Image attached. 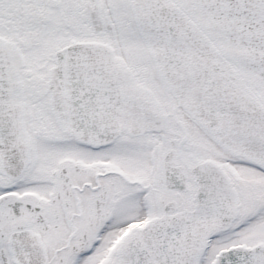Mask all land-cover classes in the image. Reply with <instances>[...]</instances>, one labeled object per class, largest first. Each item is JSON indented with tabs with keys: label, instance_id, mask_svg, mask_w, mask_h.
I'll list each match as a JSON object with an SVG mask.
<instances>
[{
	"label": "snow or ice",
	"instance_id": "1",
	"mask_svg": "<svg viewBox=\"0 0 264 264\" xmlns=\"http://www.w3.org/2000/svg\"><path fill=\"white\" fill-rule=\"evenodd\" d=\"M0 264H264V0H0Z\"/></svg>",
	"mask_w": 264,
	"mask_h": 264
}]
</instances>
